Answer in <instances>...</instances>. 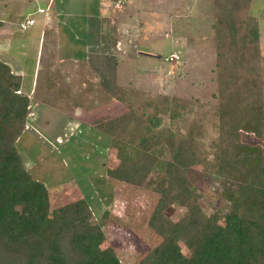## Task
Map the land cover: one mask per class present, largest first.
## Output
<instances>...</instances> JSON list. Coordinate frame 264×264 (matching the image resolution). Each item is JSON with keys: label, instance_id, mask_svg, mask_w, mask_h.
I'll return each mask as SVG.
<instances>
[{"label": "trees", "instance_id": "16d2710c", "mask_svg": "<svg viewBox=\"0 0 264 264\" xmlns=\"http://www.w3.org/2000/svg\"><path fill=\"white\" fill-rule=\"evenodd\" d=\"M214 2L219 90L227 103H232L221 112L223 121H232V128L225 131L222 152L216 156L221 194L229 208L213 212L202 208L200 193L189 178L191 168L203 160L196 133L158 129V114L170 109L167 97L163 108L161 100L148 102V113L153 114L147 117L136 113L126 93L116 85L112 97L127 104L129 111L96 121L95 138L101 139L96 134L102 133L108 136L100 152L113 144L117 149L118 163L108 165L104 175L140 185L152 170H162L154 188L162 194L161 199L149 220L162 241L139 264H264V152L259 145L251 146L258 143L263 129L262 91L256 82L259 28L257 19L249 14L251 0ZM22 90L21 76L0 60V264H123L112 246H102L107 233L94 219L87 196L50 209V185L26 167L17 144L34 108ZM175 113L179 114L178 110H173L172 118ZM235 113H244V117L233 120ZM244 125L252 134H246L251 145L239 139ZM163 142L170 148V161L162 162L156 154L155 148ZM91 143L86 145H94ZM167 183L184 193L170 198ZM173 203L187 207L176 222L164 212ZM180 242L191 250L190 256L181 252Z\"/></svg>", "mask_w": 264, "mask_h": 264}, {"label": "rangeland", "instance_id": "374dc122", "mask_svg": "<svg viewBox=\"0 0 264 264\" xmlns=\"http://www.w3.org/2000/svg\"><path fill=\"white\" fill-rule=\"evenodd\" d=\"M190 1L192 2L160 1L156 9L160 8L163 18L170 13L174 16H170L169 24L163 23L157 28L163 30L162 33L166 35L160 41L159 53L163 52L161 58L154 61L144 58V61H138L137 65L133 62L128 66L120 65L117 72L120 84L117 82L112 92L114 94L116 85L120 86L122 88L120 91L126 93L136 113L145 114L147 117L153 114L148 113L147 103L161 100L163 108L166 105L164 97H167L170 109L166 113L161 111L158 114L161 118L158 129H172L185 134L192 131L196 133L198 150L202 153L203 160L191 168L189 174L191 186L200 193L199 202L206 212H213L216 209L226 211L230 204L221 194L222 183L220 184L217 172L220 161L216 156L222 152L221 143L225 131L232 128V121H223L221 112L223 109H230L232 103L229 101L228 104L227 98L223 97L219 90L214 15L217 9L214 0ZM222 1L228 3L231 0ZM249 14L257 19L259 28L260 62L256 82L262 91L263 129L262 137L256 140L258 143L251 145L246 141L248 138L246 134L251 132L246 131L245 125L239 130V139L242 143L246 141L245 144L256 148L259 145L264 152V0H251ZM62 22L65 32L60 37H70V32L74 28L73 17L64 18ZM60 37L59 42L63 43L65 40L61 41ZM154 46L157 50V45ZM80 47L63 50L71 57L81 56L84 50L83 46ZM170 50L176 53L168 57L167 53H170ZM7 52L9 51L6 49V40L0 39V56L1 54L5 56ZM11 54L15 55L14 50ZM15 63L20 67L22 65V61L18 59ZM24 64L32 68L31 54H28ZM23 67L25 68V65ZM22 89L23 93L34 97L32 110L34 116L29 119L26 131L17 144L22 151L26 167L36 178L50 185L48 187L50 209L76 202L87 196L94 219L101 223L107 233V241L102 246H112L123 264H139L140 260L162 241V236L149 226V220L162 195L154 189L160 181L162 170L161 168L152 170L145 182L140 185L120 182L104 175L103 171L108 165L112 167L117 165V149L113 144L106 146L104 152L103 150L100 152L107 145L104 139L108 136L102 133L96 134L102 137L101 139L95 138L96 121L105 116L114 118L127 113L129 111L127 104L114 100L111 106L98 107L85 113L84 110L74 107L77 105L75 99L79 92L67 87L62 88V91L59 88L49 89L53 92L55 101L59 103L40 107L39 89L32 87ZM58 92L61 93L60 98H56ZM42 96L41 93V98ZM64 96L67 97V104H62ZM96 96L101 97L99 88ZM71 99L74 103L70 101ZM173 110L179 112L175 113L176 118L171 116ZM65 114L68 117L64 116ZM237 116L244 117V113L232 114V119L235 120ZM32 120L36 127L31 125ZM81 123L85 124H82L83 127L79 130ZM86 142H92L94 145H86ZM155 151L161 156L162 162L171 160V151L166 143L159 144ZM99 163L102 165L98 166ZM166 190L169 197L174 199L184 193L183 189L169 183L166 184ZM186 211L187 207L173 203L167 206L164 212L170 220L176 222ZM180 246L182 253L191 255V250L187 249L183 242H180Z\"/></svg>", "mask_w": 264, "mask_h": 264}, {"label": "crops", "instance_id": "0c3cea01", "mask_svg": "<svg viewBox=\"0 0 264 264\" xmlns=\"http://www.w3.org/2000/svg\"><path fill=\"white\" fill-rule=\"evenodd\" d=\"M160 1L0 0V39L6 40L9 51L7 56L1 54L0 60L21 76L22 88L39 89V102L44 106L59 103L49 89L62 91L67 87L79 92L74 107L85 113L111 106L114 103L112 88L120 81L117 78L119 66H128L131 62L137 65L144 58L154 61L163 54L159 53L160 41L166 35L157 28L163 23L169 24L170 16H174L170 13L163 18L160 8L156 9ZM70 17H73L74 28L70 37L61 38L65 32L62 20ZM27 18H34L35 23L28 30L21 31L19 25ZM59 37L65 41L59 42ZM80 46L84 50L81 56L71 57L63 50ZM13 50L15 55L11 54ZM172 53L176 52L167 53L168 57ZM28 54H31L32 68L24 64ZM16 59L22 61L21 67L15 63ZM97 88L101 90L100 98L96 96ZM60 92L56 98L61 97ZM64 97L62 104H67V97ZM30 98L33 102L34 97ZM70 101L74 103L73 99ZM64 116L68 117L67 114ZM82 124L85 123L79 124V130Z\"/></svg>", "mask_w": 264, "mask_h": 264}, {"label": "built area", "instance_id": "2783aa9c", "mask_svg": "<svg viewBox=\"0 0 264 264\" xmlns=\"http://www.w3.org/2000/svg\"><path fill=\"white\" fill-rule=\"evenodd\" d=\"M34 23H35V19L34 18H27L25 21H22L20 23V29H21V31L27 30Z\"/></svg>", "mask_w": 264, "mask_h": 264}, {"label": "clouds", "instance_id": "9594fccd", "mask_svg": "<svg viewBox=\"0 0 264 264\" xmlns=\"http://www.w3.org/2000/svg\"><path fill=\"white\" fill-rule=\"evenodd\" d=\"M19 28H20V25H19ZM21 30V29H20ZM28 30V29H27ZM26 31V30H25Z\"/></svg>", "mask_w": 264, "mask_h": 264}]
</instances>
